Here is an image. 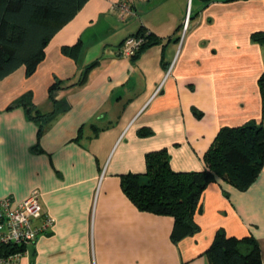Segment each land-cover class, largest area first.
Listing matches in <instances>:
<instances>
[{
    "label": "crops",
    "instance_id": "obj_1",
    "mask_svg": "<svg viewBox=\"0 0 264 264\" xmlns=\"http://www.w3.org/2000/svg\"><path fill=\"white\" fill-rule=\"evenodd\" d=\"M114 1L87 0L32 73L21 65L0 79V199L36 189L53 218L0 264H210L218 228L253 236L264 264V167L243 190L208 183L199 230L177 241L172 216L138 210L120 187L121 174L145 171L150 151L166 149L173 170H203L221 127L264 125V0H193L192 10L191 0H132L126 18ZM140 31L151 43L122 55ZM24 94L30 114L14 104Z\"/></svg>",
    "mask_w": 264,
    "mask_h": 264
},
{
    "label": "trees",
    "instance_id": "obj_2",
    "mask_svg": "<svg viewBox=\"0 0 264 264\" xmlns=\"http://www.w3.org/2000/svg\"><path fill=\"white\" fill-rule=\"evenodd\" d=\"M86 1L0 0V79L21 65L27 74L32 73L43 58L49 38ZM201 1L207 4L212 0ZM192 5L193 0L191 10ZM192 16L190 13L189 18ZM138 33L145 37L140 51L151 42L149 33ZM252 36L258 39L262 35L253 33ZM75 48L74 45L62 49L73 53ZM258 83L264 95V73ZM54 86L50 85V92ZM14 104H22L28 114L34 110L27 94ZM35 114L40 116L39 111ZM203 160L206 165L203 170L176 171L170 166L166 149L150 151L145 156V171L121 174L120 187L138 210L172 216L170 236L177 241L199 230L194 215L201 210L202 193L208 183L222 179L243 190L256 179L264 167V125L250 120L221 127ZM20 249L18 245L4 244L0 255L7 256ZM206 254L210 264H262L260 247L253 236L238 238L227 235L223 228L216 229Z\"/></svg>",
    "mask_w": 264,
    "mask_h": 264
},
{
    "label": "built area",
    "instance_id": "obj_3",
    "mask_svg": "<svg viewBox=\"0 0 264 264\" xmlns=\"http://www.w3.org/2000/svg\"><path fill=\"white\" fill-rule=\"evenodd\" d=\"M118 11L121 18L132 16V0H117L111 4ZM187 25V17L183 24V31ZM145 37L141 33H134L124 38L120 53L126 57L134 56L144 44ZM39 220L38 223H35ZM53 224V218L42 212L39 203V193L32 190L26 197L16 203L10 199H0V247L4 244L24 245L32 243L37 235ZM21 251H15L5 257L13 260L20 256Z\"/></svg>",
    "mask_w": 264,
    "mask_h": 264
},
{
    "label": "water",
    "instance_id": "obj_4",
    "mask_svg": "<svg viewBox=\"0 0 264 264\" xmlns=\"http://www.w3.org/2000/svg\"><path fill=\"white\" fill-rule=\"evenodd\" d=\"M189 5H190V1L188 2V7H187L188 9H189Z\"/></svg>",
    "mask_w": 264,
    "mask_h": 264
},
{
    "label": "rangeland",
    "instance_id": "obj_5",
    "mask_svg": "<svg viewBox=\"0 0 264 264\" xmlns=\"http://www.w3.org/2000/svg\"><path fill=\"white\" fill-rule=\"evenodd\" d=\"M191 13V12H190Z\"/></svg>",
    "mask_w": 264,
    "mask_h": 264
}]
</instances>
